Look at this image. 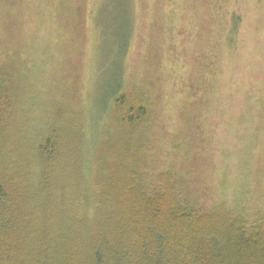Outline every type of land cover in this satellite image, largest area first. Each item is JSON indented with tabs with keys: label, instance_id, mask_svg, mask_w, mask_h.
Wrapping results in <instances>:
<instances>
[{
	"label": "rangeland",
	"instance_id": "rangeland-1",
	"mask_svg": "<svg viewBox=\"0 0 264 264\" xmlns=\"http://www.w3.org/2000/svg\"><path fill=\"white\" fill-rule=\"evenodd\" d=\"M216 2L0 0V64L27 65L23 81L16 73L6 75L20 96L10 121L1 123L0 152L19 132L21 116L28 132L33 130L22 150L34 146L49 122L60 134L72 130L82 136L81 107L93 140L115 135L105 105L125 74L127 84L141 86L157 111L149 132L159 168L194 167L197 185L202 181L214 190L224 182L236 195L258 197L264 191V0L226 7L243 17L238 32L230 34L237 35L232 44L225 30L216 31L219 21L220 27L229 25ZM207 86L209 101L191 107L189 92L198 99ZM188 114H196L201 133L190 139V159L183 161Z\"/></svg>",
	"mask_w": 264,
	"mask_h": 264
},
{
	"label": "trees",
	"instance_id": "trees-1",
	"mask_svg": "<svg viewBox=\"0 0 264 264\" xmlns=\"http://www.w3.org/2000/svg\"><path fill=\"white\" fill-rule=\"evenodd\" d=\"M240 2L245 0L216 2L224 7L219 17L230 25L220 27L219 21L216 31L225 30L230 44L243 17L226 7ZM25 66L0 64V134L20 96L6 75L16 73L23 81ZM126 78L107 96L106 116L116 124L109 138L92 139L81 107L82 136L72 130L61 135L58 127L42 123L27 153L23 143L33 130L28 132L18 111L19 132L0 152V264H264V191L236 195L224 182L213 190L202 181L197 185L194 167L159 168L149 132L157 111L143 88ZM210 90L198 99L189 92L191 107L206 104ZM188 115L183 161L190 159V139L201 133L196 114Z\"/></svg>",
	"mask_w": 264,
	"mask_h": 264
},
{
	"label": "bare ground",
	"instance_id": "bare-ground-1",
	"mask_svg": "<svg viewBox=\"0 0 264 264\" xmlns=\"http://www.w3.org/2000/svg\"><path fill=\"white\" fill-rule=\"evenodd\" d=\"M250 258V257H249Z\"/></svg>",
	"mask_w": 264,
	"mask_h": 264
}]
</instances>
